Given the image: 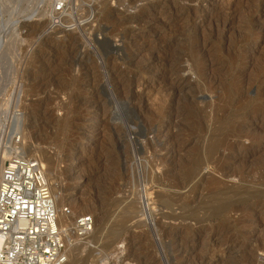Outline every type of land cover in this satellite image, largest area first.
<instances>
[{
	"label": "rangeland",
	"instance_id": "1",
	"mask_svg": "<svg viewBox=\"0 0 264 264\" xmlns=\"http://www.w3.org/2000/svg\"><path fill=\"white\" fill-rule=\"evenodd\" d=\"M50 14L0 0V161L20 114L62 223L94 217L73 264H264V0Z\"/></svg>",
	"mask_w": 264,
	"mask_h": 264
},
{
	"label": "built area",
	"instance_id": "2",
	"mask_svg": "<svg viewBox=\"0 0 264 264\" xmlns=\"http://www.w3.org/2000/svg\"><path fill=\"white\" fill-rule=\"evenodd\" d=\"M70 1L51 0L53 24H60ZM63 211L69 213L68 208ZM93 225L91 214L79 213L69 231L84 239ZM66 247L43 163L12 153L3 164L0 161V264H64Z\"/></svg>",
	"mask_w": 264,
	"mask_h": 264
},
{
	"label": "bare ground",
	"instance_id": "3",
	"mask_svg": "<svg viewBox=\"0 0 264 264\" xmlns=\"http://www.w3.org/2000/svg\"><path fill=\"white\" fill-rule=\"evenodd\" d=\"M40 1H43V0H40ZM42 3V2H41ZM88 6H91V4L90 5H88ZM17 115V114H16ZM19 115V117H17ZM17 116H15V114L13 113V115H11V116H15L14 117V119H13V121H12V133L14 134V138H13V141H12V143H11V145H10V147H8L9 145H7V146H4V153H3V156H5V158L4 159H2L1 160V164H3L9 157H10V155L12 154V153H14V152H16V151H18V153L20 154V155H22V156H25V157H28V158H37V159H39V157H37V156H35L33 153L32 154H30L29 156H28V154H27V150L29 149V146L26 144V142H25V139L23 138V135H24V130H23V124H22V121H21V118H20V114H18ZM17 117V118H16ZM10 127V126H9ZM10 129H11V127H10ZM15 129V130H14ZM10 131V130H9ZM9 131H8V133H9ZM11 132V131H10ZM19 135V136H18ZM9 137V136H8ZM10 138H11V136H10ZM10 138H8L9 139V143L11 142L10 140ZM40 160V159H39ZM48 173L46 172V177H47V181H48V175H47ZM48 184H49V186H50V191H51V195H52V197H53V199H54V203H55V209H56V213H57V226L60 228V229H62L63 231H65L66 232V240H67V242L70 240V237H72V233L69 231V229H70V225L73 223V220L70 222L69 221V223H62V218L63 217H68L64 212H62V210L58 207V203L60 202V201H62L63 200V196H62V193L61 192H57V191H54V189H53V187H52V183L50 182V181H48ZM71 202H72V204H74V206H76V207H80L82 210H87L88 209V204L87 203H85V202H82V201H80V202H78V200L76 201L75 199H72L71 200ZM80 208H78V209H80ZM90 209V208H89ZM84 211V212H85ZM99 217V216H98ZM94 218V217H93ZM98 219V221L99 222H101L103 219H101V218H97ZM99 228V227H98ZM93 232H94V229H93ZM92 232V233H93ZM95 232H96V230H95ZM71 245V244H70ZM67 246H68V244H67ZM91 246V245H90ZM94 248V247H93ZM88 249V248H87ZM90 251H92L91 249H90ZM102 260H104V259H102L101 258V260L100 261H102ZM73 261H74V259H73V257L72 258H70V254H68V249H67V247H66V261L64 262V264H73ZM106 260H104V262H105ZM101 263V262H100ZM99 263V264H100Z\"/></svg>",
	"mask_w": 264,
	"mask_h": 264
}]
</instances>
